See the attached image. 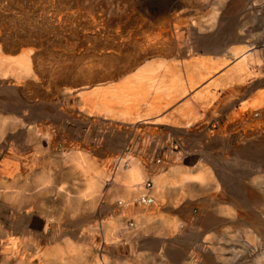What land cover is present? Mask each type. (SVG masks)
I'll use <instances>...</instances> for the list:
<instances>
[{"label": "rangeland", "instance_id": "1", "mask_svg": "<svg viewBox=\"0 0 264 264\" xmlns=\"http://www.w3.org/2000/svg\"><path fill=\"white\" fill-rule=\"evenodd\" d=\"M243 50L260 65L238 72L242 55L232 54ZM0 56V192H35L38 207L26 196L19 214L0 196V264H207L204 240L236 228L218 207L264 177V0H0ZM24 56L28 73L16 63ZM150 62L169 63L168 77L194 63L212 81L228 74L234 85H220L207 129L199 123L190 139H163L142 125L133 138L132 116L116 119L133 104L145 112L162 102L161 87H133V73ZM15 163L21 178L13 180L3 170ZM133 163L145 175L142 201L121 175ZM200 166L219 192L175 184ZM89 186L97 192L82 197Z\"/></svg>", "mask_w": 264, "mask_h": 264}, {"label": "bare ground", "instance_id": "2", "mask_svg": "<svg viewBox=\"0 0 264 264\" xmlns=\"http://www.w3.org/2000/svg\"><path fill=\"white\" fill-rule=\"evenodd\" d=\"M215 17H216V15L214 12L212 19L214 20ZM245 53H247V52L243 50V51H235L232 54L233 57L238 56L239 54L242 55V59L239 63V66H237V68H236L238 70V72L239 71L244 72L245 68H247V66L249 65V62L260 65V60H258V58L256 56H254L253 54L246 55ZM0 62H3L1 56H0ZM16 63L18 64V66H20L22 69H24L26 73L31 71L30 61H29V58L27 56H24V60H19ZM204 66H205L204 64L201 66L199 64L198 69H201L203 71L206 68ZM1 67H2V65L0 63V69H1ZM170 68H169V64L167 62L158 63V64L150 62V63L146 64L144 67H142L141 69L139 68V72L136 73L134 76L137 77V79H138L137 80L138 86L143 87L142 90H146V89L149 90L150 88L154 87L157 91H159L160 87L163 90V87L165 86V84H164V82H161L160 85L158 84V86H156L157 79H160L158 77V74L162 73L163 76H161L162 77L161 81H163L164 77H166L165 74L168 72V70ZM164 72H165V74H163ZM155 80H156V82H155ZM217 88H218V86H217ZM162 94H163V92H162ZM213 94H214V92H213ZM171 95H173V94H171ZM91 96L92 95L90 94L89 96H85V97L89 98ZM169 97H170V95H169ZM86 100L87 99H85V102H86ZM87 101H88L87 102L88 104L89 103L92 104V105L89 104V108L91 107V108H93V110H96V104H95L94 100H92V101L87 100ZM135 108H137V107H135ZM133 113H134L133 111L132 112L123 111V112H116L115 114H121V116L129 117V115L133 116ZM138 117L139 118L141 117L139 113H138ZM5 123H6L5 120L4 121L0 120V131L4 128ZM81 158H82V163L77 164L76 168L80 169L82 172V171H84L83 163L85 161H84L83 156H81ZM11 162H13V161H11ZM198 170L201 173V174L199 173L198 176L194 175V177H193L191 174H183V176L181 178H179V180L175 184H180V186L183 187L185 184L189 183L190 181H195L198 184V186L201 188V190H205L208 192L209 190L212 189L211 191L214 190L215 192H219V185L215 181V178L213 177L212 173H210L209 171L207 172L208 169L206 170L204 166H200ZM3 172H5V175L8 178H11L13 180L21 178V170H20V167L17 163L6 165ZM121 172H122L121 175L126 176V178H125L126 182H124V185L126 188L128 186H133V183L137 184L136 186L138 189L136 188L135 194H137V196L141 197L139 199V201H142L143 200L142 198L145 196L146 190L143 189L140 185H142V183L145 179V175L140 171L136 172V175H133V173H134L133 169L131 171H127V173H125L124 168H121ZM120 184H123V183H120ZM161 186H162V184H160V182H158L157 183V192L158 193H160ZM166 186L167 185H165V187ZM170 186H171V184H170ZM177 186L178 185H176V187ZM96 189L97 188L95 186H89L85 190V192L80 194V195L82 197L92 196L93 194H95L97 192V191H95ZM128 192L129 191L126 190V192L123 193L120 198L125 197L126 193H128ZM243 192L244 193L241 195L242 198H236V199L233 198L232 199V201L234 200L233 201L234 204L230 205L227 208L222 207V206L218 207L217 211H219V214H222V216L228 217V219H229V221L227 220L228 224L236 226V228H234V229L231 228L232 230H234V232H230V231H228L229 230L228 229L227 231H223L219 236H216V237L211 236V238L209 237V238H206L204 240V244L208 246L206 250L209 252V256L207 257V260H208L207 264H226L227 259H224V258H225V256H227V254H228V256H230L232 258V260H235L239 264H264V177L259 176L257 178H254L253 180L249 181V183H247V185L245 186V191H243ZM34 193L35 192H32L31 194L29 193V195L28 194L26 195L25 193H23L21 191L16 192V191H12L11 188H7L6 190H4L3 193L0 192V196L5 195L6 198H8L11 201L13 200L14 203L17 202L16 209H17V212L20 214L26 208V206L24 208L25 202L21 198L24 199L26 196H27V198H30V199L34 198L33 201L31 200L32 202H30V203L34 204L32 206L33 208H35V209L38 208V207H35L37 200L35 199ZM214 196L216 198L221 197V196L216 195V194L213 195L212 197H214ZM68 198H69L68 194H65L63 201L68 202ZM30 203H28L29 207L31 206ZM250 208H254V211L257 209L256 213L254 214L253 212H251ZM39 213L42 216H45L47 218V222L49 224L53 222L52 218L50 217V213L48 214L45 209H40ZM139 218H140V220H139L140 222H143L146 219V217L144 215H141ZM58 221H60V220H58ZM210 221H211V219H210ZM210 221H206V222H210ZM221 222H222V220H216L215 221V219H214V223L218 224ZM223 227H225V224L223 225ZM107 228H108V233L112 232L114 230L115 231L119 230V229H115L111 225H108ZM207 229H209L208 226H207ZM123 233L127 236L131 235L127 229H124ZM67 242H69V241L67 240ZM218 242L219 243L222 242L223 245L219 244ZM70 243H71V241H70ZM59 261H60V259H59ZM56 264H58V263L56 262ZM66 264H73V263L71 262V263H66Z\"/></svg>", "mask_w": 264, "mask_h": 264}, {"label": "crops", "instance_id": "3", "mask_svg": "<svg viewBox=\"0 0 264 264\" xmlns=\"http://www.w3.org/2000/svg\"><path fill=\"white\" fill-rule=\"evenodd\" d=\"M196 64L197 63L192 64V66L188 67L187 70L186 69L180 70L181 76L178 74L173 77L172 76L168 77L169 75L167 74L169 73V70L168 73L166 74L165 72L163 73L166 75L167 78L166 80H164L165 86L163 87L164 90H162L163 95L161 98L162 99L161 103L153 104L151 105V107L145 105L147 107L145 112L140 111L141 109L139 110L140 112H138L135 108L137 106H134L135 104H133L134 113L133 116L131 117L133 118L131 119V121H133L132 122L133 138H136L137 131L140 129L138 127L142 125L143 126L150 125L151 127L148 129L154 130L155 134L157 135V137L159 136V138H163L164 135H171V136L179 135L184 139H190L193 137L194 134L193 126H196L199 123L200 124L205 123L206 129L207 127H209V124L214 119L209 115L208 108L213 102V100L216 99V95L218 94V92L221 90L223 91L224 87L223 86L220 87V85H224L225 83L226 84L225 88L229 89L233 87L234 83L233 81L231 82L230 80H228L227 73L224 76H222V78L218 77V79L212 81V79L210 78L211 75H209L207 69L202 72L201 69L195 68ZM138 72H139V68L133 73V80H134L133 87L138 86V81H137L138 79L137 77L134 76ZM204 83H205L204 90H202L199 93L198 92L195 93L196 90L192 92V88L196 86L201 87ZM216 85L218 86V88ZM108 90L110 89L106 88L103 89L101 92L99 91V89H94L93 91H90L89 94H91L92 96L93 95L99 96L102 95L103 92ZM211 90L214 92V94ZM232 96L233 95H231L230 93L229 100H231L230 98ZM175 100H178L179 102L171 104ZM98 101H100V98L97 99V102ZM97 102H96V110L98 109V107L99 109L103 107L101 102H99L98 104ZM159 104L162 106L161 109H159L160 108ZM163 107L165 108L162 109ZM227 110L229 113L231 108L229 109L227 108ZM138 113L141 116L140 118L138 117ZM120 118H122V116L116 119L120 120ZM125 119H127V117ZM133 148L135 149L137 147L134 146ZM133 171H134L133 175H136V172L140 171V168L137 167L136 163H133ZM159 180L160 179L158 178V182H160ZM136 185L137 184L133 183V186L131 187H137ZM133 197H134V193H133Z\"/></svg>", "mask_w": 264, "mask_h": 264}, {"label": "built area", "instance_id": "4", "mask_svg": "<svg viewBox=\"0 0 264 264\" xmlns=\"http://www.w3.org/2000/svg\"><path fill=\"white\" fill-rule=\"evenodd\" d=\"M146 186V185H145ZM150 189L151 188V186L149 185V184H147V187H146V189ZM145 200L147 201V198H145Z\"/></svg>", "mask_w": 264, "mask_h": 264}]
</instances>
